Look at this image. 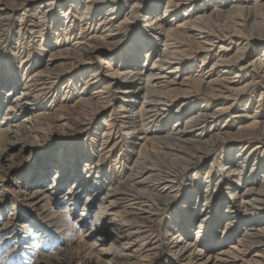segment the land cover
I'll return each mask as SVG.
<instances>
[{"label": "rangeland", "instance_id": "obj_1", "mask_svg": "<svg viewBox=\"0 0 264 264\" xmlns=\"http://www.w3.org/2000/svg\"><path fill=\"white\" fill-rule=\"evenodd\" d=\"M152 1L103 0L90 11L83 8L91 0H77L74 7L72 0H46V5L0 0V264H264V222H258L264 201L252 203L264 197V68L237 71L235 63L237 77L231 75L220 96L205 83L183 82L187 93L178 96L179 105L161 94L166 78L153 76L147 86L143 78H131L132 91H124V79L110 73L135 49H140L137 59L128 67L143 70L156 59L143 62L150 44H158L162 56L165 43L173 45L171 51L188 48L179 56L185 64L179 82L190 70L206 74L221 56L212 54L203 64L204 56L184 38L164 42V31L154 35L148 26L154 12L144 14ZM98 7H114L107 17L113 22H103L107 11L97 13ZM230 9L221 7L198 36L210 35L214 42L220 36L215 44L231 59L246 41L245 63L261 57L264 8ZM156 11L163 13L162 3ZM104 35L109 45L99 42ZM255 37L263 40L256 45ZM92 46L101 53L79 62L78 55ZM107 63L110 70L102 68L91 78ZM175 67L173 61L153 71L168 77ZM209 74L205 81L215 77ZM24 90L27 110L10 109ZM145 99L150 103L138 111ZM200 115L206 119L193 120ZM176 128L184 130L181 138L188 143ZM245 131L252 134L244 136ZM148 171L153 177L142 181ZM158 177L171 178L172 184L162 190ZM78 184L75 194H66ZM100 202L102 213L113 214L104 216L106 232L91 235ZM120 213L123 218L114 216ZM115 234L118 241L112 240ZM108 252L118 257L111 259Z\"/></svg>", "mask_w": 264, "mask_h": 264}, {"label": "bare ground", "instance_id": "obj_2", "mask_svg": "<svg viewBox=\"0 0 264 264\" xmlns=\"http://www.w3.org/2000/svg\"><path fill=\"white\" fill-rule=\"evenodd\" d=\"M75 1H77V0H72V2H71V4H70V6H75L76 4H75ZM92 1V3H87V5H85V7L83 8V9H89L90 11L91 10H93L94 9V7H95V5H96V3L97 4H103L104 2H103V0H91ZM210 1H212V0H202V2H198V0H154V1H152V4H151V8H148L145 12H144V14L145 15H148V14H150V13H153L154 12V14H153V17H152V20L150 21H148L149 23H148V26L150 27L149 28V30H151V32H152V30H154L152 33L154 34V35H157V33H159V31H161L162 30V32L164 31V33L162 34V41H164V42H166V40H169V38H171V40L172 39H176V38H179V37H182V38H184L183 40H185V41H187V42H190L191 43V47H193V45H195L194 46V48H193V50H194V52L195 53H197V55H203L204 57H203V59H202V63L204 64V63H206V60H207V58L208 57H210V55H212V54H214V55H216V53H218V54H221V56H220V58H218L219 60H217V61H215V62H213L211 65H209V66H207V67H209L208 69V71L207 72H210V74L208 75V77L209 76H212V72H214V74H215V77H213V78H210V80H206L205 81V79L207 78L205 75L207 74V72H206V74L204 73V71L203 72H201V71H199V72H195V70H190V71H187V72H185V74H187L188 76H186L187 78H186V81H181V82H179L178 81V76H179V74H178V72H179V69H180V67H181V70H184V67H185V64H184V62H183V60L179 57V56H181L183 53L185 54H187V52L185 51L184 52V50H188V48L187 49H184V50H176L178 47H180V46H174V49H172L173 51H171L170 50V48H172L173 47V45L171 46L170 44H168V47H167V44L165 43V45L166 46H163V50H164V54H163V56L161 55V52H163V51H161L159 48V45L158 44H150V47H148V49L147 50H145V59H144V61L143 62H148V61H150L152 58H155V56H156V59L153 61V62H151V67L150 66H146L145 67V69H139V70H135L134 68H132L131 67V69L128 67V66H130V64L131 63H133V62H135L134 60H136L137 59V53H139V51H140V49H135L131 54H129V55H131V56H133V57H130V60L129 59H127L126 60V62H124V63H122V65H120L119 67H117V68H114L113 70H111L112 71V73H110V74H113L114 73V75H117L119 78H122V79H124V81L122 82L123 84H121V88L125 91V90H127L128 92H130V91H132V85H129V84H127V80L128 79H131V78H137V79H141L142 80V78H143V81H146V86H147V84H151L152 82H151V79L153 78V76H157V77H154L155 79H157V78H166V83L164 84V83H161V84H163L162 85V87H160V89H161V94H164L163 96L165 97V98H167L170 102L171 101H173V99L174 100H176L177 98H178V96L179 95H181V94H186L187 93V91L186 90H184V89H181L180 87L182 86V84H183V82H190V83H195L196 82V84H198V85H201V84H204L205 83V85H208L209 87L208 88H210L211 89V92H213L214 94H213V96H220L221 95V88H223L224 89V87H223V85H224V83H227L228 81H230V79H232V77H237V73H235V74H232V65H235V63H239V67L237 68V71L238 70H243V69H247V68H249V66H251V67H254V68H256V67H258L259 69H263L264 68V57H262V55L264 56V51H263V53L261 54V57H258V56H255V58H252V60H250L249 62H246L245 63V61L247 60V58L246 57H244L243 58V56H242V54H246L245 52H244V50L247 48V46H248V44H250V42L249 41H246V43L242 46V49H240L241 50V53H240V55L239 56H237V57H235V58H229V57H226L225 56V54H224V51L222 50L223 48H222V46H217V44H215L217 41H220L221 40V37L220 36H218V37H216L215 36V38H218V40L216 41V42H214L213 41V39H211V38H209V36L208 35H206L205 34V36L204 37H201V36H198V35H200V34H203L204 32H206L205 30H204V27L207 25V23L209 22V21H211L213 18H214V16L216 15V14H219L220 13V11H221V7H227L228 5H229V7L231 8L230 9V11L231 10H235V11H239L240 13H242V12H244L245 10L247 11L248 9H250V8H252V6H253V8H264V0H219L218 2H219V4H214V5H208V2H210ZM25 2H27V3H29V4H31V3H33V2H38V4L39 5H46V0H31V1H29L28 2V0H23V3H25ZM48 2V1H47ZM50 3V2H49ZM56 3V2H55ZM77 3V2H76ZM163 4V13H156L157 11V6H160V4ZM57 4V3H56ZM61 4V3H60ZM75 4V5H74ZM50 6V5H49ZM60 5H58V7H59ZM109 6H111V5H109ZM187 6H190V7H192V9H191V11H187L188 9H187ZM100 7H102V6H100ZM100 7H98V10H95L97 13H99V12H101V11H103L104 9H105V11H107V13H104V21L103 22H105V20H106V22H108V20L107 19H112L113 17H109V18H107L108 17V11L109 10H111L112 11V9H114V7H109L108 9H106V7H103V8H101V10H100ZM108 7V6H107ZM149 7V6H148ZM219 7V8H218ZM69 8V7H68ZM59 9V8H58ZM72 9V8H71ZM70 9V10H71ZM225 9V8H224ZM85 10V11H86ZM162 10V9H161ZM252 10V9H251ZM255 10V9H254ZM264 10V9H263ZM68 11H69V9H68ZM90 11H89V14H90ZM230 11H229V13H230ZM249 11V10H248ZM161 12V11H160ZM219 12V13H218ZM224 12V11H223ZM238 12V13H239ZM88 13V12H87ZM229 13H227V14H229ZM234 13V12H233ZM246 13V12H245ZM244 13V14H245ZM255 13V12H254ZM92 14V13H91ZM221 14H223V13H221ZM247 14V13H246ZM220 15V14H219ZM235 15V14H234ZM241 15V14H240ZM168 16V18H166ZM243 16V15H242ZM67 17H68V15H67ZM215 17H217V16H215ZM22 20V19H21ZM97 20V19H96ZM102 20H103V17H102ZM80 21V20H79ZM110 21H112V20H110ZM113 22V21H112ZM80 23V22H79ZM210 23V22H209ZM245 23V22H244ZM112 24V23H111ZM87 25V24H86ZM101 25V24H100ZM108 25V24H107ZM110 26V25H109ZM207 26H210V25H207ZM264 26V25H263ZM104 27V26H103ZM107 27V26H106ZM111 28V27H110ZM214 28V27H213ZM260 28H262V27H260ZM204 30V31H203ZM212 30H214V29H212ZM212 30H211V32H212ZM218 30V29H217ZM227 30V29H226ZM263 31H264V28L262 29ZM108 31V30H107ZM195 31H198L197 33H195ZM215 31V30H214ZM232 31H234V29L232 30ZM237 31V30H236ZM222 32V31H221ZM227 32V31H226ZM235 32V31H234ZM108 33V32H107ZM216 33V32H215ZM220 33V32H219ZM260 33V32H259ZM208 34V33H207ZM235 34V33H234ZM238 34V33H237ZM218 35V34H217ZM258 35V34H257ZM261 35V34H260ZM66 36V35H65ZM223 36V35H222ZM229 36V35H228ZM227 36V37H228ZM232 36V35H231ZM238 36V35H237ZM59 36H57V38H58ZM223 37H226V36H223ZM222 37V38H223ZM229 38H231V37H229ZM256 38V37H255ZM180 39V38H179ZM203 39V40H202ZM98 40H101V41H99V42H101V43H103V44H106V45H109V41H108V37H106L105 35L103 36V38H101V39H98ZM240 40V39H239ZM238 40V41H239ZM263 39L262 38H256V45H257V43H259V42H261ZM97 41V40H96ZM170 41V40H169ZM168 41V42H169ZM176 41V40H175ZM180 41V40H179ZM240 41H242V40H240ZM159 42H160V40H159ZM172 43V42H171ZM173 43H175V42H173ZM189 43V44H190ZM219 43V42H218ZM164 44V43H163ZM160 45H162V44H160ZM99 46V45H98ZM98 46H92L93 48H90V50L89 49H87V50H89L88 52H87V50H86V52H85V54L84 55H78V61L79 62H81V60H83V58L85 57V59H86V56H93V55H99V53H101V51H102V49H100V47H98ZM90 47V46H89ZM190 47V46H189ZM41 49V48H40ZM168 50H170V51H168ZM188 51H190V50H188ZM214 52V53H213ZM80 54V53H79ZM83 54V53H82ZM252 54L253 53H251V54H249L248 55V57H250V56H252ZM201 55V56H202ZM160 56H162V57H160ZM219 56V55H218ZM99 57H101V56H99ZM251 58V57H250ZM89 59V58H88ZM91 59V58H90ZM100 60V59H99ZM114 60V59H113ZM72 61H75V59L74 60H72ZM102 61V60H101ZM173 61H174V64H176V67L174 68V69H171V70H169V75H167L168 77H166V74H163V75H160V72H154L153 71V67H156L157 65H161V68H162V66H164L165 67V65H168V64H171V63H173ZM231 61H234V63L233 64H230L229 62H231ZM176 62V63H175ZM105 64H103V67H102V65L101 66H98V67H96L94 70H93V74H92V77L91 78H93V79H96L97 77H98V75L101 73V69L103 68V69H105V68H107V70H110V68L108 69V63H107V66H104ZM76 66V68H72L73 69V71L75 72L76 70H78V68L80 69V66L77 64V65H75ZM187 66V65H186ZM220 66H223L224 67V69H222V70H219L218 69V67H220ZM144 67V66H143ZM192 67V66H191ZM189 68V67H188ZM158 69V71H160L159 70V68H157ZM106 69H105V72L107 71ZM168 70V69H167ZM185 70H187V67L185 68ZM189 72H191V73H189ZM189 73V74H188ZM259 73V72H258ZM105 74V73H104ZM231 75H233L232 77H231ZM255 74L253 73V75L252 76H250V78H251V81H250V83L252 84V83H254V78H253V76H254ZM37 76V75H36ZM103 76H105V75H103ZM74 78V77H73ZM108 78V77H107ZM113 78V77H112ZM230 78V79H229ZM260 78L261 79H263L264 80V70H263V72H262V74L260 73ZM259 78V79H260ZM92 80V79H91ZM90 80V81H91ZM116 80V79H115ZM153 80V79H152ZM109 81V80H108ZM161 81H162V79H161ZM97 82H99V81H97ZM159 82V81H158ZM157 82V83H158ZM163 82V81H162ZM111 83V82H110ZM155 83V82H154ZM153 83V84H154ZM93 84V83H92ZM106 84H108V83H106ZM105 84V85H106ZM127 84V85H126ZM130 84H132V83H130ZM195 84V85H196ZM156 85V84H155ZM179 85V86H178ZM197 85V87H199ZM125 86H127V87H125ZM151 86V85H150ZM153 86V85H152ZM159 86V85H158ZM107 87H108V85H107ZM125 87V88H124ZM148 87H149V85H148ZM194 87V86H193ZM105 88H106V86L105 87H103V86H101V90H105ZM145 89V88H144ZM152 89V88H151ZM157 90H159L158 88H156ZM155 89V90H156ZM195 89V88H194ZM209 90V89H208ZM25 92V90L22 92H20L19 94H17V96L15 97V98H13L12 99V101H11V104L8 106L9 108L10 107H13V109L15 108V107H18V108H20V112H22L23 110H27L26 109V107H27V101H28V98H27V96H26V92ZM137 92V91H136ZM147 88H146V90H145V93H146V98H148L149 96H151V95H148L147 96ZM205 92V91H204ZM220 92V93H219ZM217 93V94H216ZM97 94H99V92L97 91ZM158 94V93H157ZM160 94V93H159ZM129 95H130V101L132 100H134V98H136L135 97V95L133 94V93H129ZM160 96V95H159ZM162 96V95H161ZM162 96V97H163ZM210 96V95H209ZM99 97V96H98ZM124 97H129V96H127V95H125ZM145 98V97H144ZM126 99V98H125ZM154 99V98H153ZM164 99V98H163ZM171 99V100H170ZM30 100V99H29ZM148 101H149V103H150V100L149 99H147ZM147 100L145 99V100H143V101H145V102H141L139 105H140V108H139V110L138 111H140V110H144V108H145V104H147ZM162 100V99H161ZM165 101V100H164ZM29 102V101H28ZM134 102V101H133ZM157 102H158V99H157ZM153 103V102H152ZM160 102H158L157 104H159ZM165 103V102H164ZM175 103L177 104V105H179V103H180V100H176L175 101ZM132 104V103H131ZM161 104V103H160ZM31 105V104H30ZM150 105V104H149ZM158 106V105H157ZM153 107V106H152ZM31 108V107H30ZM11 109V108H10ZM32 109V108H31ZM154 110H156L155 108H153ZM205 110V109H204ZM145 111H146V109H145ZM153 111V110H152ZM199 111H201V110H199ZM198 111V112H199ZM219 110H216V112H218ZM8 112V111H7ZM144 112V111H143ZM158 112V111H157ZM160 112V111H159ZM141 113H142V111H141ZM145 113V112H144ZM201 113V112H200ZM156 115V114H155ZM205 115V114H204ZM203 115H200V116H193V120H197L198 121V119L200 120V121H204V116L202 117ZM194 117H195V119H194ZM202 117V118H201ZM30 118V117H29ZM201 118V119H200ZM206 119V118H205ZM25 120V119H24ZM27 121V120H26ZM184 121V120H183ZM189 122V121H188ZM186 123V122H185ZM194 123V122H193ZM202 123V122H201ZM196 124V123H195ZM183 125V124H182ZM186 125V124H185ZM174 126V125H173ZM173 128V127H172ZM177 129L178 128H176V132L179 134V136H180V138L182 137H184L185 135H186V133L184 132V130H182L181 128H180V131H177ZM188 129V126H187V128L185 129V130H187ZM189 129H190V125H189ZM172 130V129H171ZM179 130V129H178ZM175 131V130H174ZM250 131V130H249ZM247 132V131H245V132H247L246 134H244V136H248V135H250V134H252V132ZM173 132V131H172ZM243 133H244V131H243ZM172 134V133H171ZM177 134V135H178ZM222 134V133H221ZM223 134H225V133H223ZM174 135V134H173ZM171 136V135H170ZM220 136V135H219ZM241 137H243V136H241ZM170 138V137H169ZM172 138V137H171ZM174 138H175V136H174ZM173 138V139H174ZM178 138V137H177ZM181 138V139H182ZM188 138H189V136H188ZM191 138V137H190ZM176 139V138H175ZM186 139V138H185ZM185 139H182V140H184L185 141ZM183 141V142H184ZM189 141V140H188ZM182 143V141H179V143ZM186 142H187V140L185 141V144H186ZM172 143V142H171ZM175 143H176V141H175ZM188 143V142H187ZM190 143V142H189ZM181 146V145H180ZM180 146L178 147V149L180 148ZM185 146V145H184ZM260 146V145H259ZM172 147V146H171ZM261 147V146H260ZM264 147V146H263ZM170 148V147H169ZM176 148V147H175ZM182 148V147H181ZM174 150V149H173ZM240 151V150H239ZM235 153V154H234ZM238 153V152H237ZM234 154V155H233ZM167 155V154H166ZM178 156V155H177ZM236 156V151L235 152H233V153H230V155H229V157L230 158H233V157H235ZM163 158H164V156H163ZM229 158V159H230ZM167 159V158H166ZM169 159V158H168ZM141 160V159H140ZM231 160V159H230ZM165 162H170L171 161V159L169 160V161H167V160H164ZM228 162H230V161H228ZM173 165V164H172ZM171 165V166H172ZM89 166V165H88ZM175 166V165H174ZM168 167V166H167ZM230 167V166H229ZM173 168V167H172ZM89 170H90V168H89ZM148 170V169H147ZM146 170V171H147ZM150 170V169H149ZM153 170V169H152ZM169 171V170H168ZM156 172V171H155ZM160 173V172H159ZM163 173V172H162ZM165 173V172H164ZM158 174V173H157ZM151 175H152V173H149V171H148V173L146 174V176L144 177V178H142V181H145V180H150L152 177H151ZM153 175H155L154 173H153ZM168 176V175H167ZM159 177H161V175H159ZM158 177V179L160 180V181H157V183H161V181L163 182V180L162 179H164V178H159ZM154 179V178H153ZM156 179V178H155ZM165 179H167V178H165ZM170 180H171V178H169ZM168 179V181H164L163 183H161V185L160 186H162L161 188H162V190H163V188L166 186H169V185H171L172 184V181H170ZM146 182V181H145ZM149 185V184H148ZM156 185V184H155ZM155 185H151L152 187H154ZM226 185H228V186H230V187H232L233 185L232 184H230V183H228V184H226ZM150 186V187H151ZM79 187H80V185L78 184V185H76L75 186V188H73V189H70V190H68L67 192H66V194H68V195H73V194H75V192H77L78 191V189H79ZM149 187V188H150ZM81 188V187H80ZM172 188V187H171ZM263 188V187H262ZM154 189V188H153ZM161 190V191H162ZM145 191V190H144ZM263 191V190H262ZM160 192V191H159ZM42 193H44V191L42 192ZM140 194V193H139ZM259 194V193H258ZM260 194H262V193H260ZM264 194V193H263ZM45 195V194H44ZM144 195H145V197L146 196H148V194H146V193H144ZM46 196V195H45ZM254 196V198L256 197L255 195H253ZM107 197H109V195L107 194L106 195V197L105 198H107ZM150 197H151V195H150ZM259 197V196H258ZM104 198V199H105ZM147 198V197H146ZM137 199V198H136ZM154 199V198H153ZM156 199V198H155ZM155 199H154V201H155ZM253 199V198H252ZM251 199V200H252ZM260 199V200H259ZM38 200V199H37ZM110 200H112V199H110ZM150 199H148V201H149ZM264 201V197L262 198H257V199H255L254 200V202H252V203H255L256 205H257V203L259 202L260 203V201L261 202H263ZM100 201V200H99ZM151 201H152V199H151ZM144 202V201H143ZM118 203V202H117ZM102 202H100L99 204H98V206H97V208H96V212L94 213L95 214V217H96V220H97V222L98 223H93V228H91L92 230L90 231V234L92 235L94 232H96V233H98V235L100 236V235H102L104 232H106V225L104 226V216L105 215H112L113 213L111 212H105V213H102ZM109 206H116V202L115 201H109ZM152 205V204H151ZM115 217H117V216H119V217H122V214L120 213L119 215L117 214H115L114 215ZM262 217V216H261ZM264 217V216H263ZM123 218V217H122ZM116 220H119V219H117V218H114V221H116ZM256 220V219H255ZM84 222H85V220H84ZM258 222H259V224L261 223V222H264V218L263 219H261V220H258ZM257 223V222H256ZM253 225H255V222L253 223ZM260 226V225H259ZM260 228V227H259ZM121 230V227H116V230L118 231V230ZM122 233V232H121ZM98 236V237H99ZM119 235L118 234H115V236H114V238L112 239V240H117V239H119ZM97 240H99V238H97ZM118 241V240H117ZM97 242V241H96ZM179 242V241H178ZM108 255H110V257H111V259L113 258H116V257H118V256H114L113 254H111L110 252H108ZM60 261H63L64 259L63 258H61V259H59ZM59 261L57 260V263H58ZM64 262V261H63ZM113 262H114V264H120L119 263V261H116V260H113ZM65 264V263H64ZM201 264H203V263H201Z\"/></svg>", "mask_w": 264, "mask_h": 264}]
</instances>
